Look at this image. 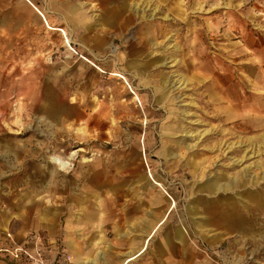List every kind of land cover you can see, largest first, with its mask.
<instances>
[{
    "label": "rangeland",
    "instance_id": "1",
    "mask_svg": "<svg viewBox=\"0 0 264 264\" xmlns=\"http://www.w3.org/2000/svg\"><path fill=\"white\" fill-rule=\"evenodd\" d=\"M73 1L83 25L62 15L64 35L0 0V264H31L19 247L117 263L150 216L146 177L192 245L162 224L128 264H264V0Z\"/></svg>",
    "mask_w": 264,
    "mask_h": 264
},
{
    "label": "crops",
    "instance_id": "2",
    "mask_svg": "<svg viewBox=\"0 0 264 264\" xmlns=\"http://www.w3.org/2000/svg\"><path fill=\"white\" fill-rule=\"evenodd\" d=\"M107 1L108 3H117L120 6L122 3V0L115 1V0H103ZM20 4V5H19ZM19 6H24V9H26L28 13V17L26 23H31V21H34L37 25H39L41 28L45 29L47 33H59L61 32L65 35L66 31L64 30V27L62 26V15H72L74 16L80 23L79 25L82 26V19L85 16V12L82 8H78L77 5L73 0H19ZM96 7V3L93 5V7ZM20 14V13H19ZM33 17V20H31ZM94 22L96 20H93ZM62 41V39H61ZM96 174H91V180L95 179ZM99 175V174H97ZM110 177L114 178L115 176H106V181H103V183L100 185L103 188H112L114 185L111 182ZM146 177V176H144ZM144 183L147 184L150 191L148 193V198L146 200L148 204V211H149V217L147 218H140V226L137 228L139 232L136 235V238L133 239L132 247L129 251H127L125 254H123L119 259L118 262L115 264H128V262L134 260L139 255H141L147 248L149 240L154 236L157 229L163 224V228L166 232L165 234V242L173 241L175 245L177 246V251L179 255L184 256L186 253L187 246L192 245V238L189 233V228L184 222H178L177 225H175L173 228L169 230L168 226V219L171 217L170 207L168 205V200L165 198V193L162 192V190L151 183V181L146 177L144 180ZM77 204H82L84 202H88L87 207H90L92 209L91 213L95 214L94 209H109V210H115L116 209V202L114 199L109 198L106 200H97L96 203L94 201H90L89 198L86 196L84 192H81L79 194ZM144 199L140 196L134 197L131 202L129 203L130 206H127L126 204H123L121 207L120 218L124 221L127 219V211L129 209H133L134 212L141 211L142 205H143ZM99 219L102 223H104L105 226H110V223L107 221L106 218H103V216H99ZM76 222V223H74ZM88 223L90 225L95 226L96 224L94 221H92L90 218H88ZM82 224V220L79 217H76L74 219H67L66 220V227L69 230H72L74 227H77L78 224ZM117 222L115 220L111 221V224L115 225ZM117 225H115L116 227ZM186 230H185V228ZM112 228V226H111ZM119 235H124L123 233H118ZM60 238V235H59ZM103 235L98 237V240L103 239ZM95 237H89L87 238V241L93 242L95 240ZM66 244L73 245V240L71 238L64 239ZM97 242V241H96ZM95 244V241H94ZM133 253V258L129 261H124V259L127 257L128 254ZM74 264H111L106 259V252L97 250L95 255L93 257H81L76 256L74 258Z\"/></svg>",
    "mask_w": 264,
    "mask_h": 264
},
{
    "label": "built area",
    "instance_id": "3",
    "mask_svg": "<svg viewBox=\"0 0 264 264\" xmlns=\"http://www.w3.org/2000/svg\"><path fill=\"white\" fill-rule=\"evenodd\" d=\"M15 257H23L31 264H47L46 260L36 250H31L26 247H19L11 251Z\"/></svg>",
    "mask_w": 264,
    "mask_h": 264
},
{
    "label": "bare ground",
    "instance_id": "4",
    "mask_svg": "<svg viewBox=\"0 0 264 264\" xmlns=\"http://www.w3.org/2000/svg\"><path fill=\"white\" fill-rule=\"evenodd\" d=\"M67 42H68V40H66ZM55 162L56 163H58V164H60V165H62L63 163H61V161L59 160V159H57V158H55ZM172 205V204H171ZM134 256H133V253H130V254H128L127 255V257L124 259V261H129V260H131L132 258H133ZM123 263V262H122ZM121 263V264H122Z\"/></svg>",
    "mask_w": 264,
    "mask_h": 264
}]
</instances>
